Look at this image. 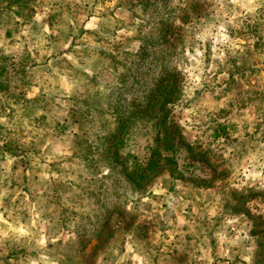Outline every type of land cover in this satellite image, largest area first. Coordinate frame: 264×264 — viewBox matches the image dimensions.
<instances>
[{
	"label": "clouds",
	"instance_id": "1",
	"mask_svg": "<svg viewBox=\"0 0 264 264\" xmlns=\"http://www.w3.org/2000/svg\"><path fill=\"white\" fill-rule=\"evenodd\" d=\"M0 264H264V0H0Z\"/></svg>",
	"mask_w": 264,
	"mask_h": 264
}]
</instances>
